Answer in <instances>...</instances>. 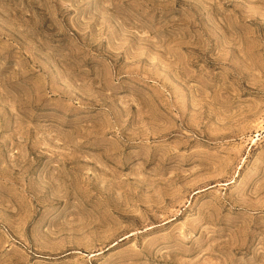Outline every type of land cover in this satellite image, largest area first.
<instances>
[{
  "label": "rangeland",
  "instance_id": "rangeland-1",
  "mask_svg": "<svg viewBox=\"0 0 264 264\" xmlns=\"http://www.w3.org/2000/svg\"><path fill=\"white\" fill-rule=\"evenodd\" d=\"M0 264H264V0H0Z\"/></svg>",
  "mask_w": 264,
  "mask_h": 264
}]
</instances>
